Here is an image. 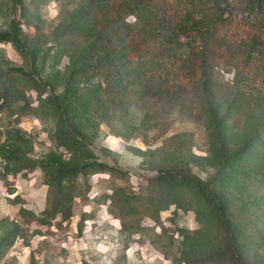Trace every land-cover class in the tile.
<instances>
[{"label": "rangeland", "instance_id": "obj_1", "mask_svg": "<svg viewBox=\"0 0 264 264\" xmlns=\"http://www.w3.org/2000/svg\"><path fill=\"white\" fill-rule=\"evenodd\" d=\"M87 6L86 0H0V32L17 21L25 31L37 33L32 41L36 52L28 58L12 42L0 41V96H7L0 100V223L18 224L24 235L5 251L0 264H187L188 254L195 264H202L215 248L209 243L215 235L212 217L194 193L186 196L168 185L165 179L170 177L160 171L167 167L188 169L203 185L219 189L240 227L260 223L257 233L262 234L264 179L250 173L260 163L250 142L264 136V130L253 135L248 129L264 127V100L239 107L225 88H219L216 104L224 120L219 128L211 122L201 92L187 93L172 109L146 110L148 115L132 117L142 126L130 125V138L88 122L82 150L72 151L59 143L60 116L52 96L61 91L77 62L71 46L57 49L51 40L86 26L85 20L77 21ZM37 56L40 62L50 60L47 67L52 75L42 82L41 64L34 72L36 82L19 71L29 69ZM221 74L225 80L234 76L227 70ZM94 81L80 82L78 96L85 103L74 112L75 122L91 105ZM11 135L22 137L25 154L34 163L51 158L87 165L67 200L47 182L39 166L30 171L10 160ZM126 193L141 195L140 215L127 211ZM55 202L71 214L66 219L60 214L50 226L20 214L21 207L40 213ZM245 215L249 221L243 222Z\"/></svg>", "mask_w": 264, "mask_h": 264}, {"label": "trees", "instance_id": "obj_2", "mask_svg": "<svg viewBox=\"0 0 264 264\" xmlns=\"http://www.w3.org/2000/svg\"><path fill=\"white\" fill-rule=\"evenodd\" d=\"M86 1L87 15L82 7L77 21L85 20L86 26L51 40L57 49L71 46L77 62L51 101L60 116L57 139L66 148H84L88 122H94L95 127L105 125L111 132L130 138L129 126H142L132 117L148 115L146 110L172 109L187 93L201 92L211 122L219 128L224 121L216 104L215 92L219 88H225L226 95L239 107L264 100V0ZM36 36L14 21L8 31L0 32V41L12 42L28 58L36 52L37 44L32 43ZM49 61L40 62L37 56L29 69L19 71L36 82L34 72L41 64L42 82L52 75L47 67ZM225 70L234 73L232 80L222 77L221 71ZM86 79L95 80L88 99L91 105L79 113L80 119L75 122L74 112L85 103L78 96V88ZM6 97L0 96V100ZM253 127L248 129L253 135L264 130L263 126ZM11 137L10 160L28 166L30 171L39 166L47 182L67 200L87 165L78 167L51 158L34 163L25 154L22 137ZM250 145L255 149V161L260 162L250 173L264 179V136L259 135ZM160 171L170 177L165 179L168 185L186 196L194 193L204 203L205 213L212 217L215 235L209 243L215 248L202 264H264V229L262 234L257 233L260 223H254V228H241L235 210L225 201L226 195L210 184L203 185L190 170L167 167ZM143 201L139 193H126L124 197L132 216L142 213ZM20 214L31 222L50 226L60 214L66 219L71 213L66 214L62 203L55 202L40 213L21 207ZM245 219L249 221L247 215L243 222ZM18 237L24 238L18 224L4 227L0 223V259ZM187 258V264L196 263L191 254Z\"/></svg>", "mask_w": 264, "mask_h": 264}]
</instances>
